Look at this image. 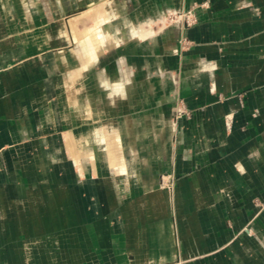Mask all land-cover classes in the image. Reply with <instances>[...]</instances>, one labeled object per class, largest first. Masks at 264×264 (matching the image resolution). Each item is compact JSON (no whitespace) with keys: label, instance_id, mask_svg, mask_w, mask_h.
<instances>
[{"label":"crops","instance_id":"obj_1","mask_svg":"<svg viewBox=\"0 0 264 264\" xmlns=\"http://www.w3.org/2000/svg\"><path fill=\"white\" fill-rule=\"evenodd\" d=\"M66 1L0 0V264H264V0H134L156 16L209 1L196 46L172 54L168 30L86 65L70 20L93 18L70 15L101 1ZM178 97L193 115L172 128ZM105 117L126 175L110 176L91 124Z\"/></svg>","mask_w":264,"mask_h":264},{"label":"bare ground","instance_id":"obj_2","mask_svg":"<svg viewBox=\"0 0 264 264\" xmlns=\"http://www.w3.org/2000/svg\"><path fill=\"white\" fill-rule=\"evenodd\" d=\"M101 5L99 7L92 6L87 11H80L78 18L82 20L86 14L92 15L93 27L86 32H79L75 30L74 25L76 21L70 20L72 24V33L76 44L79 47V56L84 60L82 65L85 63L93 62L98 55L105 52L111 47L120 48L126 43L136 47L139 43L145 39L150 38L154 44L159 48L161 46V39L163 33L168 30H174L176 21L174 23L167 22V17L173 8L163 9L158 12V15L151 12L152 6L143 5L139 8L136 7L135 11H129V6L134 4V0H100ZM56 6L60 9L66 7V0H53ZM81 0H75V3L80 4ZM96 2V0H89V3ZM176 10V9H175ZM155 12V11H154ZM176 22V23H175ZM125 42V43H124ZM123 43V44H122ZM91 66V65H88ZM86 66V67H88ZM86 67H79L71 72V78L76 80H83L86 72ZM119 89V88H117ZM123 90V89H122ZM118 91V90H117ZM141 94L146 95V87L141 88ZM80 101V100H79ZM83 102V101H81ZM78 102L77 109L80 112L82 103ZM114 107L115 103L111 104ZM117 106V102H116ZM70 110H75V104L70 102ZM157 114L156 109L146 112L144 116L150 119L154 123L152 116ZM100 123L104 128L106 134V148H107V167L115 168L117 173L126 175V168L123 160L122 149L120 141L118 139V122L114 118H101ZM175 123V122H174ZM138 126L144 131L147 129L148 124L144 123V118L140 122H137ZM171 126L174 124L171 120ZM68 143L71 145L72 135L67 134ZM89 145V137L81 140ZM90 146V145H89ZM97 156V152H93ZM94 170L99 171V166L94 165ZM125 184V183H124Z\"/></svg>","mask_w":264,"mask_h":264},{"label":"rangeland","instance_id":"obj_3","mask_svg":"<svg viewBox=\"0 0 264 264\" xmlns=\"http://www.w3.org/2000/svg\"><path fill=\"white\" fill-rule=\"evenodd\" d=\"M86 7H87V5L84 8H81L80 10H78L77 12H74L70 16L75 15L82 10H85ZM205 8L210 9L209 1H205L203 3L192 5L191 7H188L186 9H176V10L173 9L170 12V15L167 17V22L174 23V21H176L177 24L174 27V31L172 32L173 33L172 35L171 34L168 36L164 35L165 40H163V46L162 47L168 48L171 45V42L174 40V46L171 45L173 47H170L172 54H174L176 56H182L185 53L190 52L196 46L197 42L188 36L187 31L191 27H194L195 25H197L199 23V21H200L199 15L201 13V12L199 13V10H203ZM68 19H67V21H68ZM67 21L65 20L66 24H67ZM148 39L150 40V38H148ZM214 87H215V84H214ZM240 96H241V98H243L242 97L243 94H240ZM192 115H193V109L188 107V105L186 104L183 97H178L175 101V105L173 108V116L171 118L173 124H174V122L177 123L181 119H189L192 117ZM231 118H232L231 114L227 115V122L228 123L231 122ZM92 123L93 124H99L100 119H98V120L93 119L91 121V124ZM109 169H110L109 172L111 173L110 176L117 174V172L115 171V168H113V166H111V168H109ZM157 185H158V187H156V188H161V189H165L166 191L172 192L175 183H174L173 178L171 177L170 174H164L161 176L160 182ZM242 230L244 231V233L246 234L247 237L253 236V231L249 227H243Z\"/></svg>","mask_w":264,"mask_h":264}]
</instances>
